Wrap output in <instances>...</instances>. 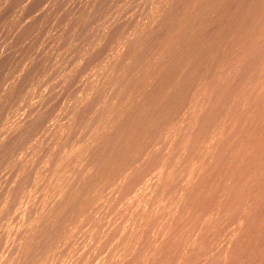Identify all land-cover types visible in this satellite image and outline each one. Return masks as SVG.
I'll list each match as a JSON object with an SVG mask.
<instances>
[{"label": "rangeland", "instance_id": "rangeland-1", "mask_svg": "<svg viewBox=\"0 0 264 264\" xmlns=\"http://www.w3.org/2000/svg\"><path fill=\"white\" fill-rule=\"evenodd\" d=\"M263 130L264 0H0V264H264Z\"/></svg>", "mask_w": 264, "mask_h": 264}, {"label": "bare ground", "instance_id": "bare-ground-1", "mask_svg": "<svg viewBox=\"0 0 264 264\" xmlns=\"http://www.w3.org/2000/svg\"><path fill=\"white\" fill-rule=\"evenodd\" d=\"M124 3V2H123ZM227 12V11H226ZM104 18V17H103ZM41 31V30H40ZM262 39V38H261ZM100 41V40H99ZM183 47V46H182ZM257 49V48H256ZM126 50V49H125ZM130 53V52H129ZM174 55V54H173ZM162 57H163V55H162ZM241 57V56H240ZM115 65V64H114ZM160 66V65H159ZM260 66V65H259ZM113 69V68H112ZM112 72V71H111ZM130 73V72H129ZM61 78V77H60ZM228 78V77H227ZM150 84V83H149ZM251 86V85H250ZM262 86V85H261ZM148 87V86H147ZM241 88V87H240ZM212 89V88H211ZM246 89H247V86H246ZM252 90H254V89H252ZM260 90V89H259ZM120 92V91H119ZM206 92V91H205ZM139 93V92H138ZM113 94V93H112ZM134 94V93H133ZM147 95V94H146ZM209 95V94H208ZM124 96V95H123ZM248 96H249V94H248ZM245 99H246V97H245ZM262 99V98H261ZM129 100V99H128ZM208 100V99H207ZM256 100V99H255ZM255 100H254V102H255ZM261 101V100H260ZM201 104V103H200ZM235 104V103H234ZM248 104V103H247ZM33 105V104H32ZM115 106V105H114ZM240 106V105H239ZM251 107H252V105H250ZM248 110V109H247ZM231 112V111H230ZM244 112V111H243ZM232 113V112H231ZM249 114V113H248ZM258 114V113H257ZM251 116V115H250ZM238 120V119H237ZM107 123V122H106ZM209 123V122H208ZM152 124V123H151ZM233 124V123H232ZM159 125V124H158ZM194 125V124H193ZM164 126H166V125H164ZM167 127V126H166ZM173 127V126H172ZM192 127V126H191ZM196 127V126H195ZM204 128V127H203ZM231 128V127H230ZM164 129V128H163ZM199 129V128H198ZM205 129V128H204ZM228 129V128H227ZM92 130V129H91ZM170 130V129H169ZM222 131V130H221ZM264 131V130H263ZM172 132V131H171ZM201 132V131H200ZM217 132H220V130L218 131L217 130ZM227 132V131H226ZM188 133V132H187ZM228 133V132H227ZM171 134V133H170ZM177 134V133H176ZM217 134H219V133H217ZM230 135V134H229ZM217 136V135H216ZM255 136V135H254ZM175 137V136H174ZM186 137H187V135H186ZM218 137H219V135H218ZM257 137V136H256ZM259 137V136H258ZM73 138V137H72ZM92 138V137H91ZM178 138V137H177ZM160 139V138H159ZM174 139V138H173ZM218 139V138H217ZM216 138H215V140H217ZM263 139V138H262ZM146 141V140H145ZM247 143V142H246ZM255 143V142H254ZM68 144V143H67ZM159 144V143H158ZM169 144V143H168ZM170 146V145H169ZM206 147V146H205ZM262 147V146H261ZM164 148V147H163ZM162 148V149H163ZM180 148V147H179ZM247 148V147H246ZM75 149V148H74ZM161 149V150H162ZM68 150V149H67ZM61 151V150H60ZM74 151V150H73ZM160 151V150H159ZM209 151H211V150H209ZM255 151V150H254ZM256 152V151H255ZM250 156V155H249ZM212 157V156H211ZM164 158V157H163ZM176 158V157H175ZM181 158V157H180ZM185 158V157H184ZM155 159V158H154ZM211 161V160H210ZM76 162V161H75ZM164 162V161H163ZM162 162V163H163ZM242 162V161H241ZM202 164V163H201ZM164 165V164H163ZM171 165V164H170ZM246 165V164H245ZM153 166V165H152ZM167 166V165H166ZM161 167V166H160ZM168 167V166H167ZM165 168V167H164ZM245 168V167H244ZM126 169V168H125ZM174 169V168H173ZM242 169V168H241ZM253 169V168H252ZM104 170V169H103ZM162 170V169H161ZM168 171H170V170H168ZM173 171V170H172ZM119 172H121V171H119ZM167 172V171H166ZM131 173V172H130ZM50 174V173H49ZM118 174H120V173H118ZM125 174V173H124ZM150 174V173H149ZM169 174V173H168ZM244 174V173H243ZM228 175V174H227ZM127 176V175H126ZM160 176V175H159ZM244 176V175H243ZM237 177V176H236ZM248 177V176H247ZM151 179H153V178H151ZM172 179V178H171ZM239 179V178H238ZM124 181V180H123ZM158 181V180H157ZM168 181V180H167ZM38 182V181H37ZM95 183V182H94ZM148 183H149V181H148ZM147 184V183H146ZM145 185V184H144ZM149 185V184H148ZM127 187H128V185H126ZM144 187V186H143ZM251 188V187H250ZM111 189V188H110ZM119 189V188H118ZM133 189V188H132ZM162 189V188H161ZM108 191V190H107ZM123 191H124V189H123ZM165 191V190H164ZM163 191V192H164ZM232 191V190H231ZM239 191V190H238ZM46 192V191H45ZM133 192V191H132ZM135 192H137V191H135ZM139 192V191H138ZM137 192V193H138ZM108 193V192H107ZM250 193V192H249ZM149 194V193H148ZM153 194V193H152ZM226 194V193H225ZM95 195V194H94ZM101 195V194H100ZM122 195V194H121ZM126 195H128V194H126ZM189 195V194H188ZM36 196V195H35ZM98 196V195H97ZM106 196H108V195H106ZM123 196V195H122ZM246 196V195H245ZM141 197V196H140ZM144 198V197H143ZM217 198V197H216ZM222 198V197H221ZM225 198V197H224ZM113 199V198H112ZM127 199V198H126ZM256 199V198H255ZM258 199V198H257ZM98 200V199H97ZM115 200V199H114ZM120 200V199H119ZM222 200V199H221ZM239 200V199H238ZM118 201V200H117ZM236 201V200H235ZM94 202H95V200H94ZM98 202V201H97ZM247 202V201H246ZM39 203V202H38ZM138 203V202H137ZM159 203V202H158ZM33 204V203H32ZM87 205H88V203H86ZM93 204V203H92ZM162 204V203H161ZM222 204V203H221ZM227 204V203H226ZM102 205V204H101ZM121 205V204H120ZM115 206V205H114ZM117 206V205H116ZM111 207V206H110ZM184 207V206H183ZM118 208V207H117ZM168 208V207H167ZM241 208V207H240ZM262 208V207H261ZM99 209V208H98ZM112 209V208H111ZM32 210V209H31ZM134 210V209H133ZM160 210H162V209H160ZM165 210V209H164ZM94 211V210H93ZM88 212V211H87ZM104 212H105V210H104ZM163 212V211H162ZM79 213V212H78ZM99 213V212H98ZM117 213V212H116ZM125 213V212H124ZM155 213H156V211H155ZM166 213V212H165ZM103 213H101V215H102ZM109 214V213H108ZM252 214V213H251ZM114 215V214H113ZM147 215H149V214H147ZM175 215V214H174ZM264 216V215H263ZM41 217V216H40ZM88 217V216H87ZM131 217V216H130ZM29 218V217H28ZM45 218V217H44ZM77 218H78V216H77ZM123 218V217H122ZM163 218V217H162ZM207 218V217H206ZM214 218H215V216H214ZM161 219V218H160ZM29 220V219H28ZM100 220H101V218H100ZM104 220V219H103ZM154 220V219H153ZM157 220V219H156ZM163 220V219H162ZM245 220V219H244ZM36 221V220H35ZM89 221V220H88ZM72 222V221H71ZM104 222V221H103ZM263 222V221H262ZM147 223V222H146ZM202 223V222H201ZM103 224V223H102ZM262 224V223H261ZM74 225V224H73ZM79 225V224H78ZM122 224H120V226H121ZM178 225V224H177ZM30 226V225H29ZM209 226V225H208ZM235 226V225H234ZM244 226V225H243ZM13 227V226H12ZM81 227V226H80ZM146 227V226H145ZM119 228V227H118ZM166 228V227H165ZM259 228V227H258ZM219 229V228H218ZM248 229V228H247ZM65 230V229H64ZM67 230V229H66ZM163 230V229H162ZM208 230V229H207ZM229 231V230H228ZM34 232V231H33ZM72 232V231H71ZM76 232V231H75ZM96 232V231H95ZM106 232V231H105ZM159 232V231H158ZM184 232V231H183ZM202 232V231H201ZM211 232H213V231H211ZM223 232V231H222ZM11 233V232H10ZM73 233V232H72ZM79 233V232H78ZM109 233V232H108ZM243 233H245V232H243ZM68 234V233H67ZM66 234V235H67ZM134 234H135V232H134ZM181 234V233H180ZM77 235V234H76ZM211 235V234H210ZM63 236V235H62ZM178 236V235H177ZM236 236V235H235ZM27 237V236H26ZM130 237V236H129ZM133 237H135V236H133ZM148 237V236H147ZM170 237V236H169ZM251 237V236H250ZM109 238V237H108ZM143 238V237H142ZM185 238V237H184ZM24 239V238H23ZM107 239V238H106ZM156 239V238H155ZM179 239V238H178ZM238 239V238H237ZM30 240H32V239H30ZM58 240V239H57ZM68 240V239H67ZM115 240V239H114ZM145 240V239H144ZM253 240V239H252ZM134 241V240H133ZM159 241V240H158ZM162 241V240H161ZM237 241V240H236ZM249 241V240H248ZM69 242V241H68ZM90 242V241H89ZM225 242V241H224ZM95 243V242H94ZM199 243V242H198ZM260 243V242H259ZM62 244V243H61ZM125 244V243H124ZM139 245V244H138ZM237 245V244H236ZM61 246V245H60ZM128 246V245H127ZM190 246V245H189ZM150 247V246H149ZM119 248V247H118ZM121 248V247H120ZM154 248V247H153ZM252 248V247H251ZM102 249V248H101ZM129 249V248H128ZM177 249V248H176ZM197 249V248H196ZM123 250H124V248H123ZM93 251V250H92ZM122 251V250H121ZM263 251V250H262ZM73 252V251H72ZM102 252V251H101ZM104 252V251H103ZM148 252V251H147ZM166 252V251H165ZM154 253V252H153ZM163 253V252H162ZM13 254V253H12ZM58 254V253H57ZM77 254V253H76ZM80 254V253H79ZM89 254V253H88ZM227 254V253H226ZM230 254V253H229ZM239 254V253H238ZM127 255H129V254H127ZM133 255V254H132ZM236 255V254H235ZM74 256V255H73ZM79 256V255H78ZM161 256V255H160ZM181 256V255H180ZM96 257V256H95ZM100 257V256H99ZM117 257V256H116ZM186 257V256H185ZM242 257V256H241ZM247 257V256H246ZM12 258V257H11ZM47 258V257H46ZM192 258V257H191ZM96 259V258H95ZM107 259V258H106ZM250 259V258H249ZM74 260V259H73ZM86 260V259H85ZM205 260V259H204ZM237 260V259H236ZM99 261V260H98ZM208 261V260H207ZM54 262V261H53ZM56 262V261H55ZM107 262V261H106ZM121 262V261H120ZM200 262V261H199ZM203 262V261H202ZM264 262V261H263ZM206 263V262H205ZM112 264V263H111ZM129 264V263H128ZM150 264V263H149Z\"/></svg>", "mask_w": 264, "mask_h": 264}]
</instances>
